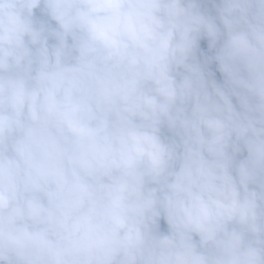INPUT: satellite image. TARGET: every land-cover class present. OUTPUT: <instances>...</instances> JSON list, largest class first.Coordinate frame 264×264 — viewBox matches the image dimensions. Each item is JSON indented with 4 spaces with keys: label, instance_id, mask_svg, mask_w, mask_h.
Here are the masks:
<instances>
[{
    "label": "clouds",
    "instance_id": "9594fccd",
    "mask_svg": "<svg viewBox=\"0 0 264 264\" xmlns=\"http://www.w3.org/2000/svg\"><path fill=\"white\" fill-rule=\"evenodd\" d=\"M0 264H264V0H0Z\"/></svg>",
    "mask_w": 264,
    "mask_h": 264
},
{
    "label": "rangeland",
    "instance_id": "374dc122",
    "mask_svg": "<svg viewBox=\"0 0 264 264\" xmlns=\"http://www.w3.org/2000/svg\"><path fill=\"white\" fill-rule=\"evenodd\" d=\"M218 78H219V76H218Z\"/></svg>",
    "mask_w": 264,
    "mask_h": 264
}]
</instances>
